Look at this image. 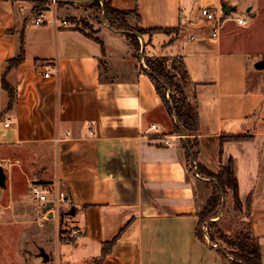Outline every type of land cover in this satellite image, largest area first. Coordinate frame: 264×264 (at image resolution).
Wrapping results in <instances>:
<instances>
[{"label": "crops", "instance_id": "crops-1", "mask_svg": "<svg viewBox=\"0 0 264 264\" xmlns=\"http://www.w3.org/2000/svg\"><path fill=\"white\" fill-rule=\"evenodd\" d=\"M36 1L0 0V264H225L196 234L218 183L195 174L192 159L210 172L231 160L248 218L236 230L220 221V230L249 229L264 264V0H107L148 30L137 35L145 52L182 57L198 107L191 134L171 131L125 32L96 37L68 23L62 12L83 0L39 12ZM239 5L244 24L229 18ZM202 7L230 8L217 38ZM33 184L58 187L70 206L36 201ZM68 226L80 233L65 240ZM32 234L47 237L37 246Z\"/></svg>", "mask_w": 264, "mask_h": 264}, {"label": "trees", "instance_id": "trees-1", "mask_svg": "<svg viewBox=\"0 0 264 264\" xmlns=\"http://www.w3.org/2000/svg\"><path fill=\"white\" fill-rule=\"evenodd\" d=\"M47 2V0H37L36 2L38 5H41V2ZM105 5V11L110 14L114 15H121V14H128L127 11H118L110 7L107 0H102ZM37 5V4H36ZM41 8L37 9L39 12ZM226 16L225 13H223ZM124 29H127L124 27ZM129 29V28H128ZM142 28L138 29L141 30ZM135 30V29H130ZM148 31V30H147ZM152 31V30H150ZM166 31L169 32L167 29ZM130 38L131 43L133 44L134 50L141 51V44L139 37L134 35H128ZM144 50V49H143ZM23 51L22 48L20 52L9 61V65L17 64L21 59ZM140 58V56H136ZM167 57L164 55H158L153 57H146L143 70L149 75L151 78L157 93L159 94L160 98L162 99L163 104L166 107V110L170 117L173 118L174 121V133L182 134L186 133L191 134L197 131L198 128V107L197 101L195 96H192L193 103L187 99L185 94L184 87L177 82L175 79L177 76L182 77V79L186 82H189V78L187 75V71L183 62L182 57L175 55L172 60L171 68L175 70V73L172 74L168 70L167 64ZM169 85L173 93L168 97L166 96L164 87ZM3 86L7 89L10 97V104L14 98L13 89L3 80ZM186 152L189 155H193L195 157V148L196 143L195 140L193 144L186 143ZM194 148V149H193ZM197 168L200 173L205 174L208 177L214 178L218 186L223 188H230L232 190L233 200L235 205L240 206V200L238 197V185L234 175V168L232 165L231 160L228 162L227 165L220 167L219 171L216 173H212L204 168L199 167L197 164ZM216 188L212 191V194L208 198L206 204L199 212V221L196 228V234L198 237L203 238L200 231V223L202 219L209 218L214 214H217L218 205H219V193L216 192ZM220 236L223 238L230 246H231V253L233 255L232 259L229 260L228 264H262L261 257L259 250L257 248L255 238L252 235L249 229H244L232 234L230 237H227L226 234L221 230ZM113 241H109L104 243L102 248V256H104L107 252L110 251ZM221 254V253H220ZM222 255V254H221ZM223 257V255H222Z\"/></svg>", "mask_w": 264, "mask_h": 264}, {"label": "rangeland", "instance_id": "rangeland-1", "mask_svg": "<svg viewBox=\"0 0 264 264\" xmlns=\"http://www.w3.org/2000/svg\"><path fill=\"white\" fill-rule=\"evenodd\" d=\"M48 3H54L53 0H47ZM36 10L41 7V5H46L45 2H41V5H38L36 3ZM64 15L62 17L66 18L68 20V23L78 26L82 28L84 31H86L90 35H96L98 37L99 32L102 28L106 27H111L116 30H120L125 32L127 35H134L136 37L137 34H144L147 31V29H140L141 27L132 25L129 20V16L127 14H121V15H114L107 13L105 11V5L102 0H83L80 5H74L70 8H67L64 12H62ZM242 17L248 18L246 9L242 6L239 5L237 6L233 12L231 13L230 17L236 18V17ZM127 28V29H124ZM129 28V29H128ZM130 29H135V30H130ZM106 30V29H105ZM143 39V38H142ZM145 42L143 41V44ZM142 45V43L140 42ZM136 56H140V58H143V61L145 63V58L146 57H153V56H158L155 54H150V52H145L143 51H137L134 50ZM149 53V54H148ZM167 57V64H168V70L174 74L175 70L171 68V63L173 58L175 57L174 55H164ZM138 58V57H137ZM138 58L141 63V59ZM177 82H179L185 90V94L187 96V99L193 103L192 95H191V89L190 85L187 84L186 81L182 79V77L177 76L175 79ZM187 84V85H186ZM166 96H170L172 93L174 95L175 92L172 91L171 87L169 85L164 87ZM172 119V127L171 131L174 132V121ZM188 132H184L182 134H187ZM194 139L193 138H186L185 144H193ZM195 148V147H194ZM193 148V149H194ZM190 163V168L192 170H196L199 174V170L194 169L193 166L191 165V160L189 161ZM219 171V169H217ZM212 172V173H216ZM201 175V174H200ZM203 176H206L205 174H202ZM216 192L219 193V205H218V210L217 214H214L213 216L209 218L202 219L200 223V231L204 239L208 240L210 243L214 244L215 247L218 249V251L223 255L225 264L229 263V260L232 259L233 255L231 253V246L220 236V221L221 223L225 224L224 226H234V230L238 229L241 225H243L242 222H246L247 220V213L244 211L239 212L240 206L235 205L234 200H233V195H232V190L228 187L223 188L221 186H217ZM229 198H226V197ZM224 197V198H223ZM237 214L235 213V210ZM245 224V223H244ZM15 226L17 227H23V224H16ZM31 227V226H30ZM73 229V227L68 226V228H65L62 231V233H68ZM226 234V233H225ZM29 237H32L34 240L37 241V246H39L42 242H44V238L46 235L42 234H32V235H27ZM227 237H230V235L226 234ZM47 237V236H46ZM42 248L38 247L37 252H41ZM3 252L0 251V256Z\"/></svg>", "mask_w": 264, "mask_h": 264}, {"label": "built area", "instance_id": "built-area-1", "mask_svg": "<svg viewBox=\"0 0 264 264\" xmlns=\"http://www.w3.org/2000/svg\"><path fill=\"white\" fill-rule=\"evenodd\" d=\"M56 0H53L55 2ZM200 16L204 19V21L209 25L208 34L210 37L217 38L219 36L220 29L227 18V15L224 16L223 12L220 10L209 9L207 7H202L199 10ZM231 18V17H229ZM237 21V23L244 24L246 23V19L242 17L233 18ZM44 22L43 16L37 15L34 18L35 24H42ZM66 24V21H63ZM141 63L144 65L143 58H141ZM48 73H46L47 75ZM9 121L7 120L4 124L8 125ZM151 128H156L155 125H152ZM165 144L168 143L167 140L164 141ZM191 165L194 169H197V162L192 159ZM195 174L198 172L195 170ZM31 194L34 199L38 202H50L52 205L58 207L61 203L70 206V200L67 197L66 193L60 190L58 187L50 185V184H33L31 186ZM80 233V230L77 228H73L68 233H62V237L65 240H69L71 237L76 236Z\"/></svg>", "mask_w": 264, "mask_h": 264}, {"label": "water", "instance_id": "water-1", "mask_svg": "<svg viewBox=\"0 0 264 264\" xmlns=\"http://www.w3.org/2000/svg\"><path fill=\"white\" fill-rule=\"evenodd\" d=\"M223 11H224L225 14H228L230 12V8L229 7H224ZM141 43H142L141 51H143V42L141 41ZM5 180H6V173H5L4 169H3V167L0 165V187H4L5 186ZM48 206H52V203H49ZM71 210H70V213H71ZM40 254L43 256V258L45 260L48 259V255L43 250L40 252Z\"/></svg>", "mask_w": 264, "mask_h": 264}]
</instances>
